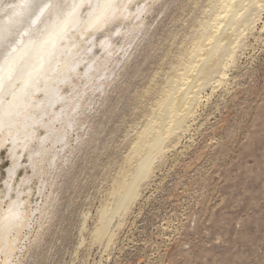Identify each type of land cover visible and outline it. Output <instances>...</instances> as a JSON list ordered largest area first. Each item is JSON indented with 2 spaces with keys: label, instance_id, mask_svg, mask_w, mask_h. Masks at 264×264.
<instances>
[{
  "label": "rangeland",
  "instance_id": "1",
  "mask_svg": "<svg viewBox=\"0 0 264 264\" xmlns=\"http://www.w3.org/2000/svg\"><path fill=\"white\" fill-rule=\"evenodd\" d=\"M216 3L156 0L129 41L115 33L129 29L126 21L98 33L97 42H132L129 53L109 65L113 76L103 92L87 97L63 158L52 168L45 163L39 177L23 157L13 185L30 195L34 215L10 264H264V7L249 12L252 26L238 28L225 80L202 90L131 205L115 211L120 184L133 180L146 154L138 151L141 137L191 64ZM9 156L0 153V193ZM105 215L110 224L99 238Z\"/></svg>",
  "mask_w": 264,
  "mask_h": 264
},
{
  "label": "bare ground",
  "instance_id": "2",
  "mask_svg": "<svg viewBox=\"0 0 264 264\" xmlns=\"http://www.w3.org/2000/svg\"><path fill=\"white\" fill-rule=\"evenodd\" d=\"M138 1L115 0L111 8L96 13L90 19L89 0H80L84 6L78 8L74 15L62 19L53 8L42 21L25 24L23 31L14 30L10 36L15 41L14 63L17 72L12 73L10 80L6 74H0V153L7 149L12 161L5 183L6 190L0 193V264H10L18 249L21 231L29 227L34 215V211L28 207L27 198L30 195L25 190L16 192L13 185L18 170L25 162H22L23 157L30 162L34 176H39L44 172L45 163L52 168L56 159L66 154L77 116L89 105L87 97H92L98 91L103 92L113 76L109 65L113 62L118 66L121 61L115 60L116 57L123 56L122 59H125L129 53L128 46L132 45V42L126 46L114 45L115 42L112 43L107 37L97 42L96 37L117 20L126 21L129 25L126 32H115L122 35L125 41L140 32L145 24L144 15L151 11L156 0H142L141 4ZM17 2L0 0V26L9 22L13 11L10 5ZM263 7L264 0H217L215 8L218 12L212 23H207L202 29L203 36L189 57L191 64H186L185 71L178 74L173 82L175 85L164 96L166 99L162 101V111L160 108L161 113L158 112L160 115L156 116L157 122L156 118V123L150 122L152 126L141 137L138 146L142 149L138 151L144 149L146 154L133 180L120 184L116 214L126 211L131 205L139 182L149 175L168 137L182 130L185 122L193 116L202 90L212 80L218 83L225 80L224 65L231 58L237 35L241 36L238 30L240 27H250L254 16L250 19L249 12ZM97 46L99 53L103 54L101 57L93 52ZM192 58L198 61L192 63ZM151 135L153 138L147 140ZM22 182V186L29 183L28 179ZM7 199L4 209L3 203ZM109 224L110 219L105 215L98 230L99 238L107 233Z\"/></svg>",
  "mask_w": 264,
  "mask_h": 264
},
{
  "label": "snow or ice",
  "instance_id": "3",
  "mask_svg": "<svg viewBox=\"0 0 264 264\" xmlns=\"http://www.w3.org/2000/svg\"><path fill=\"white\" fill-rule=\"evenodd\" d=\"M115 4V0H89L87 5L89 18L96 13H103ZM84 5L80 0H18L14 5L9 17V22L0 26V74H6L7 78L12 79V73L17 72L14 63L16 53L15 41L10 39L13 31H23V25H31L42 21L46 13L53 8L60 18H67L74 15L78 8ZM21 75L23 73L21 72ZM2 89V84H0ZM11 212V209H9Z\"/></svg>",
  "mask_w": 264,
  "mask_h": 264
}]
</instances>
